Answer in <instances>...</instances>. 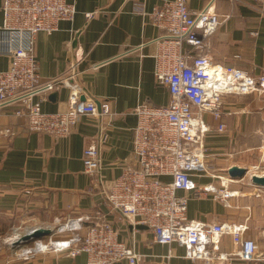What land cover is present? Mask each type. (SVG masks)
Masks as SVG:
<instances>
[{"label": "crops", "instance_id": "crops-1", "mask_svg": "<svg viewBox=\"0 0 264 264\" xmlns=\"http://www.w3.org/2000/svg\"><path fill=\"white\" fill-rule=\"evenodd\" d=\"M69 1L77 8L74 20L62 21L59 30L51 34L40 32L35 37L40 77L62 82L34 100L45 113L57 114L66 111L71 97L77 94L80 102L108 103L110 114L83 116L67 136L56 138L50 133L28 131L25 119L15 113L16 104L0 107V128L15 131L12 137L0 136V223L12 221L9 228L19 215H25L32 223L25 224L23 234L38 227L53 230L52 235L38 240L47 248L38 249L36 241L8 248L9 255L4 257L5 252L0 253V264H87L85 253L70 256L50 241L72 237L75 232L58 230L70 221L83 218L85 230L90 223L88 217L92 222L111 224L119 241L141 255L138 264H219L214 260L190 259L185 248L177 243L155 242L147 226L133 225L119 210L109 206L101 189L93 188L91 178L84 172L83 153L94 143L100 144L101 174L107 186L126 165L137 166L133 157L138 121L135 108L141 104L168 106L170 102L168 88L155 78L157 42L163 31L154 27L146 14L165 0ZM210 1L189 0L188 6L192 11L203 10ZM214 9L223 23L210 37L203 54L215 64L236 67L254 77L264 76V12L259 3L214 0ZM9 66L10 56L0 48V73ZM201 116L209 127L205 137L209 171L196 180L200 184L219 185V179L212 174L221 175L228 188L239 194L228 202L210 195L191 198L188 219L210 224L246 223L249 228L245 235L258 239L262 246L264 213L261 215L259 206L263 205L260 198L264 187L255 185L252 178L248 180L249 176L231 177L228 170L234 165L250 172L264 167V96L225 95L220 121L227 127L223 132L217 130L219 121L214 120L212 113L204 112ZM251 155L257 160L249 164ZM247 184L254 187V193L243 191L242 186ZM15 226L10 229L18 232ZM220 251H237L229 235L221 237ZM113 264L130 262L123 259ZM226 264L264 261L233 259Z\"/></svg>", "mask_w": 264, "mask_h": 264}, {"label": "built area", "instance_id": "built-area-1", "mask_svg": "<svg viewBox=\"0 0 264 264\" xmlns=\"http://www.w3.org/2000/svg\"><path fill=\"white\" fill-rule=\"evenodd\" d=\"M256 1L264 12V0ZM188 2L165 0L146 13L154 27L163 31L157 42L155 78L168 88L170 102L168 106L141 104L135 108L138 121L133 157L137 166L126 165L107 186L101 174L100 144L94 143L83 153L84 172L91 178L92 187L101 189L109 206L133 225L147 226L157 243H177L185 248L186 257L219 264L233 259L264 261V231L261 246L258 239L245 235L249 228L246 223L210 224L189 221L187 216L191 198L210 195L228 202L239 194L228 188L221 175L212 174L219 179V185L196 180L209 171L205 146L209 127L201 115L212 113L219 121L217 130L223 132L227 127L220 121L225 95L264 96L263 75L254 77L236 67L215 64L203 54L210 37L223 23L214 9V0L198 11H192ZM2 5L0 48L10 56V66L0 73V107L16 104L15 113L25 119L28 131L50 133L56 138L67 136L83 116L109 115L108 103L80 102L77 94L71 97L69 108L57 114L45 113L34 100L62 82L40 77L35 37L40 32L59 30L62 21H73L75 4L69 0H3ZM14 135L12 128H0V136ZM79 220L58 228L63 233L75 232L72 237L50 244L73 257L85 253L87 264H113L123 259L138 264L141 255L119 241L111 224L92 222L88 217L90 223L84 230L83 218ZM80 230L85 232L80 235ZM224 235L232 238L235 253L220 251ZM40 241L35 242L36 246L43 249Z\"/></svg>", "mask_w": 264, "mask_h": 264}, {"label": "water", "instance_id": "water-1", "mask_svg": "<svg viewBox=\"0 0 264 264\" xmlns=\"http://www.w3.org/2000/svg\"><path fill=\"white\" fill-rule=\"evenodd\" d=\"M249 169L246 167H240L237 165H234L229 168L228 174L231 177H239L243 178L247 175ZM252 182L255 185H258L259 187H264V175L260 174H254L252 177ZM144 226V225H139ZM53 234V230L51 228L46 227H38L35 228L34 231H31L29 233L23 234L19 239L14 241L11 246L13 248H17L22 245L31 244L32 242H37V240L43 239L45 236H50Z\"/></svg>", "mask_w": 264, "mask_h": 264}, {"label": "rangeland", "instance_id": "rangeland-1", "mask_svg": "<svg viewBox=\"0 0 264 264\" xmlns=\"http://www.w3.org/2000/svg\"><path fill=\"white\" fill-rule=\"evenodd\" d=\"M249 160L250 161H247V162H249V164H250V163H253V162L255 163L257 159H256V157H254V155H251V159H249ZM243 179H245V178H243ZM247 179L250 180L248 177H247ZM238 186H239V184H238ZM242 187H244L243 191L247 192L248 194L255 192L254 187H252L251 185L247 184V185H243ZM261 196H262V198H260V199H261L263 205L259 206V207H261L260 212H261V215H262V213H264V203H263L264 202V191H263V193H261ZM261 215H259V216H261ZM11 222L8 221V219H7V220H4V222L0 223V253L2 251H4L5 252V253H3L4 257L10 254L9 251L7 252V249L8 248H10V249L12 248L11 244H9V242H7L8 238L13 236L17 232V231L11 230L10 228L13 225H17L19 227L15 226V228H19L18 231L19 232H23L24 229H25V224L32 223V220L28 219V217L25 216V215H19L18 219H15V224H12V226L8 228L9 223H11Z\"/></svg>", "mask_w": 264, "mask_h": 264}, {"label": "bare ground", "instance_id": "bare-ground-1", "mask_svg": "<svg viewBox=\"0 0 264 264\" xmlns=\"http://www.w3.org/2000/svg\"><path fill=\"white\" fill-rule=\"evenodd\" d=\"M256 170V172H250V171H248V173H247V175L246 176H249V179L254 175V174H263L264 175V167H257V168H255ZM263 171V172H262ZM245 176V177H246ZM33 230V229H32ZM32 230H30V232L32 231ZM23 234V232H16L13 236H11V237H9L8 238V241L7 242H9V244H12L14 241H16L17 239H19L20 237H21V235ZM45 245L44 244H41L40 245V248H43Z\"/></svg>", "mask_w": 264, "mask_h": 264}]
</instances>
